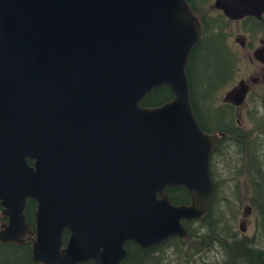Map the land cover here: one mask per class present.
<instances>
[{"label": "water", "instance_id": "water-1", "mask_svg": "<svg viewBox=\"0 0 264 264\" xmlns=\"http://www.w3.org/2000/svg\"><path fill=\"white\" fill-rule=\"evenodd\" d=\"M213 7L231 21L264 14V0ZM201 38L187 0H0V242L35 235L37 264H119L127 242L187 237L182 222L208 212L220 138L189 97ZM254 58L264 64V50ZM162 86L171 101L140 106ZM246 92L241 82L226 98L240 106ZM179 187L189 205L171 204L166 189Z\"/></svg>", "mask_w": 264, "mask_h": 264}, {"label": "trees", "instance_id": "trees-1", "mask_svg": "<svg viewBox=\"0 0 264 264\" xmlns=\"http://www.w3.org/2000/svg\"><path fill=\"white\" fill-rule=\"evenodd\" d=\"M210 1L187 0L200 22L202 38L192 50L186 67L189 97L195 120L204 133L220 136L218 146L210 159V175L214 190L208 212L200 220L182 223L187 231L185 239L172 237L164 244L149 249H142L132 242L125 243L126 257L119 264H173L174 262L179 264L183 259L193 256V253L212 249L213 246H218L222 253L223 264H264V161L260 160L261 152L251 146L255 143L251 138L252 133L258 130L260 135H264V124L261 126L255 124V130L252 128V131L246 132L237 125L231 107L224 104L215 105L216 91L230 82L241 58L240 52L230 45L231 22L221 12L216 11ZM247 23L260 25L250 19ZM172 98L171 90L167 86H162L146 95L140 106L155 108L171 101ZM261 104L264 110V102ZM226 159L230 164L224 169L228 171L230 180L223 179V175L219 172L217 174L216 170L225 163ZM240 177L249 181L253 191L250 201L260 217L259 239H256L257 236H237L232 226L237 216L234 214L236 207L230 218L228 217L219 228L217 204L221 199L217 197V193L222 186L229 183L228 191L234 190L229 196L236 197ZM166 192L171 204L175 206L188 205L190 202L188 192L182 187L167 188ZM228 200L230 199H224L226 203ZM35 210L36 203L27 199L24 214L26 222L32 229ZM193 223L195 228H191ZM2 224L0 207V230ZM67 237L66 232L64 243ZM0 264H37L32 260V242L22 245L0 242ZM78 264H93V262Z\"/></svg>", "mask_w": 264, "mask_h": 264}, {"label": "rangeland", "instance_id": "rangeland-1", "mask_svg": "<svg viewBox=\"0 0 264 264\" xmlns=\"http://www.w3.org/2000/svg\"><path fill=\"white\" fill-rule=\"evenodd\" d=\"M213 3V0L210 1ZM231 32L234 35L233 38H230V45L235 49V41L234 38L238 36V34L243 33L244 31L241 29L240 25L239 28L237 25L232 24L230 26ZM249 36H246V39L248 41ZM262 38V34L259 36L254 37L253 40H251L254 43V47H256V43L258 44V39ZM238 46V45H237ZM238 48V47H236ZM251 54V53H250ZM240 58L241 62L240 64L236 67L232 79L230 82L224 84L222 87L217 92V101L215 102L216 106L222 105L223 103V98L225 95L231 91L233 88H235L238 85V82L241 80L246 81L247 84L251 85L250 78L255 77L257 74V69L260 66L259 63L255 61H249L247 57V52L243 53L241 50L240 53ZM259 77H260V72H259ZM262 88L259 86H253L252 88V96H249L250 99L247 100V106L251 105L252 99L254 94H258V92L261 91ZM214 103V102H213ZM247 109H244L243 113L241 116L237 118L239 127H241L244 131L249 132L252 131V128L254 125H251V121L249 119V116L247 114ZM263 110V109H262ZM241 111V110H240ZM259 125H263L264 121H259ZM264 136V135H263ZM263 136H260L258 139V144L261 145V159L264 161V138ZM252 138V135H251ZM253 140V138H252ZM252 146V145H251ZM221 160V159H220ZM220 164V163H219ZM230 161L227 159L225 160V163L218 166L216 168L217 174L218 172L222 174L223 179L230 180V176L228 175V171L226 172V169L224 167H229ZM232 164V162H231ZM245 166V165H244ZM220 168V169H219ZM246 171V170H245ZM239 179V190L237 189L236 192V197H231L229 196L230 192H234V190H231L230 192L227 189V185L222 186L219 189V192L217 193V197L221 199L219 203L217 204V211L219 215V228L222 227V224L224 221H227V218H230V215L233 212V209L236 207V210L234 211V214H237L236 219H234V222H232L233 229L237 236L245 235L247 237H253L257 236L256 239H259L260 232H261V225H260V217L258 214V211L255 209L254 204L250 201L253 195L252 188H250L249 181L246 180L243 177L238 178ZM246 180V181H245ZM248 184L246 186V183ZM224 199H230L226 203ZM231 199H233L231 201ZM216 211V212H217ZM197 227V226H196ZM191 228H195V224L193 223L191 225ZM241 228L244 229V232H241ZM201 234V233H200ZM223 257L222 253L220 252L218 246H213L212 249L209 250H204L200 253L194 254L193 256L189 257V259H183L179 264H223ZM177 264V263H173Z\"/></svg>", "mask_w": 264, "mask_h": 264}, {"label": "flooded vegetation", "instance_id": "flooded-vegetation-1", "mask_svg": "<svg viewBox=\"0 0 264 264\" xmlns=\"http://www.w3.org/2000/svg\"><path fill=\"white\" fill-rule=\"evenodd\" d=\"M213 3H214V0H213ZM213 3H212V6H213ZM218 12H220V11H218ZM248 19L256 21L260 25L256 26L254 23L252 25H249L247 23ZM263 20H264V14L262 15V17L259 20L254 18V17H245V18H243L241 20H238V21L229 20L231 22V25L235 24V25L238 26V28H239V25H240L241 29L244 31L243 33L238 34V36L234 38V41H235L234 46H235V48L238 47L236 49L240 53H241V50H242L243 53L247 52L248 60L249 61H255V62L259 63V65H260L258 67V69H257V74L255 75V77H251L250 78L251 85L247 84L246 81H244V80H241V81L238 82V84L243 82L245 84L246 88H247L245 99L243 100V102H242V104L240 106H235V105H233L231 103V101L227 100L226 95L230 91L223 98L222 105L224 104L226 106L231 107V110L233 111V114L235 116V121H236L237 125H239L237 118L239 116H241V114H244L243 113L244 109H247L246 111H247V114H248L249 119L251 121V125L252 124L253 125H255V124L259 125V122H257V120L264 121V114H263L264 110H262V104H261L262 102H264V100H263L264 99V64H262L259 60H256L254 58V52L256 50H258V49H263L264 50V22H263ZM230 32H231V29H230ZM260 34H262V38L258 39V44L256 43V47H254V43L251 40H253L254 37H256V36H259ZM233 36L234 35L232 34L231 39L233 38ZM246 36H249L248 41L246 39ZM259 72H260V77L258 75ZM253 86H257V87L259 86L262 89H261L260 92H258V94H256V95L254 94L255 97H253L251 105L247 106L245 104H247V100L250 99L249 96H252V88H253ZM235 88H237V86ZM235 88H233V89H235ZM259 126H261V125H259ZM255 128L256 127H253V130H255ZM260 136H263V135H260L258 130L254 131L252 133V138H253V141L255 142L254 144H252V148L256 149L258 151H260V149H261V145L258 144V139H259ZM263 138H264V136H263ZM189 204H190V202H189ZM2 219H3V224L6 223L5 222L6 219L3 218V216H2ZM32 230H34V228ZM66 232L67 231H64L63 238H64V235H65ZM68 236H69V233H68ZM34 238H35V235L26 236L24 243L33 242ZM67 239H68V237H67ZM63 242H64V240H63Z\"/></svg>", "mask_w": 264, "mask_h": 264}]
</instances>
